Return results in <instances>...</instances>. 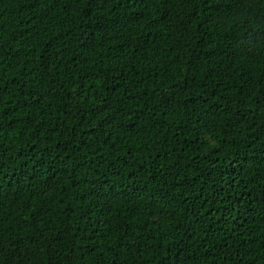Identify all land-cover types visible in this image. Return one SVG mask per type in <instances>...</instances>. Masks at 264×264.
I'll return each mask as SVG.
<instances>
[{"label":"trees","instance_id":"trees-1","mask_svg":"<svg viewBox=\"0 0 264 264\" xmlns=\"http://www.w3.org/2000/svg\"><path fill=\"white\" fill-rule=\"evenodd\" d=\"M0 264H264V0H0Z\"/></svg>","mask_w":264,"mask_h":264}]
</instances>
